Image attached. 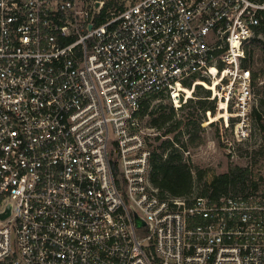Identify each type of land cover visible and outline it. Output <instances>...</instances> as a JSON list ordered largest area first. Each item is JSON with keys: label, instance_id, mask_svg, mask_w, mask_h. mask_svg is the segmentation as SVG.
<instances>
[{"label": "built area", "instance_id": "built-area-1", "mask_svg": "<svg viewBox=\"0 0 264 264\" xmlns=\"http://www.w3.org/2000/svg\"><path fill=\"white\" fill-rule=\"evenodd\" d=\"M263 24L264 0H0V264H264V195H162L140 117L202 87L248 140Z\"/></svg>", "mask_w": 264, "mask_h": 264}, {"label": "trees", "instance_id": "trees-1", "mask_svg": "<svg viewBox=\"0 0 264 264\" xmlns=\"http://www.w3.org/2000/svg\"><path fill=\"white\" fill-rule=\"evenodd\" d=\"M260 31L264 34V24L261 25ZM260 42L264 52V41L254 39V43ZM254 78H258V72L254 71ZM257 80V79H255ZM256 86L258 84H255ZM200 90V91H199ZM197 93H202L203 96H198V99H190L186 104L179 109L170 106H159L155 111L150 110L152 99L146 101L140 111V117L144 118L146 114H151L152 118L149 121L150 126L163 129L162 136L171 135L172 137L163 138L157 136L155 141L151 143L153 154L151 158L150 178L152 183L158 187L162 195L169 194L172 196H191L194 194L196 180H199L202 188L199 195L209 196L212 199H218L223 195L242 194L248 195L259 190L260 184L253 177V173L249 167L234 166L224 173L215 175L211 180H204L203 174L200 172L196 178L190 163L187 162L183 151L175 144H179L186 149L187 144L185 137L190 134L191 142H201L202 137L198 134L201 130V122L205 117L206 111L211 110L210 121L217 120L213 113H216L217 103L215 100H210V91L199 87ZM259 92L264 94V90ZM188 108L185 114H179V111ZM191 108V109H190ZM264 95L258 99V105L253 109L254 121L264 129L263 122ZM191 128L194 132L191 133ZM264 195V193H263Z\"/></svg>", "mask_w": 264, "mask_h": 264}, {"label": "rangeland", "instance_id": "rangeland-1", "mask_svg": "<svg viewBox=\"0 0 264 264\" xmlns=\"http://www.w3.org/2000/svg\"><path fill=\"white\" fill-rule=\"evenodd\" d=\"M264 36V35H263ZM263 36L260 39L264 40ZM253 65L251 66L252 71L260 73L261 79L255 80V93L257 99H260L264 94L259 92L264 90V52L260 42L253 44ZM207 87L214 89L215 86L207 84ZM200 91V90H199ZM202 93H194L193 98L198 99V96L205 94L204 90ZM258 105L255 103L254 107ZM159 106H167V110L170 105L164 100H154L150 107V110L155 111ZM218 106V105H217ZM191 109V108H190ZM189 110L188 108L179 111V114H185ZM219 108L217 107L215 117L217 120L210 121L212 118L206 113L207 123L205 126L201 124V130L198 134L202 137V141L191 142L190 134H187L188 138L185 139L187 144L186 149L191 151L190 155L187 156V162L191 164L194 171V175L197 178L198 174L202 172L204 180H211L215 175L224 173L234 166H247L251 169L253 177L259 182L260 188L257 192L264 193V129L253 120L251 121V134L248 140L244 142H235L231 129L224 128V118L227 116H218ZM264 114V109H263ZM152 115L146 114L143 118V125L149 126V121ZM209 122V123H208ZM264 122V115H263ZM161 132L163 129H160ZM194 128H191V133L194 132ZM222 134L225 140L222 138ZM227 139L232 142L229 146L223 141ZM231 145V146H230ZM202 188L199 180H196L194 187V194H199Z\"/></svg>", "mask_w": 264, "mask_h": 264}, {"label": "bare ground", "instance_id": "bare-ground-1", "mask_svg": "<svg viewBox=\"0 0 264 264\" xmlns=\"http://www.w3.org/2000/svg\"><path fill=\"white\" fill-rule=\"evenodd\" d=\"M214 86L216 87L217 84L215 83ZM224 108H225V104H222L220 111H218V116H220V115H222V116H224V115L225 116H228L229 115V112L227 110H224ZM216 118H218V117H216Z\"/></svg>", "mask_w": 264, "mask_h": 264}, {"label": "water", "instance_id": "water-1", "mask_svg": "<svg viewBox=\"0 0 264 264\" xmlns=\"http://www.w3.org/2000/svg\"><path fill=\"white\" fill-rule=\"evenodd\" d=\"M143 224H145V221L141 217L136 216V225L141 226Z\"/></svg>", "mask_w": 264, "mask_h": 264}]
</instances>
